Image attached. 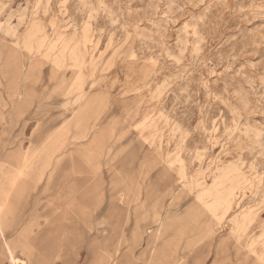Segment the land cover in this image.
Instances as JSON below:
<instances>
[{
    "label": "rangeland",
    "instance_id": "obj_1",
    "mask_svg": "<svg viewBox=\"0 0 264 264\" xmlns=\"http://www.w3.org/2000/svg\"><path fill=\"white\" fill-rule=\"evenodd\" d=\"M177 257L264 264V0H0V264Z\"/></svg>",
    "mask_w": 264,
    "mask_h": 264
},
{
    "label": "crops",
    "instance_id": "obj_2",
    "mask_svg": "<svg viewBox=\"0 0 264 264\" xmlns=\"http://www.w3.org/2000/svg\"><path fill=\"white\" fill-rule=\"evenodd\" d=\"M152 237V236H151ZM141 239H143L142 238V236H141ZM150 236H147V240H146V242H147V246L142 250V253H145L148 249H151L152 248V246L150 245ZM119 253H118V256L116 257L117 258V261L119 260V262L122 260L123 261V259H124V261H127V259H130V257H133V255H134V248L133 249H129L128 248V250L126 249L125 251H123L120 247H119ZM129 252V253H128ZM181 258L182 257H177L176 259H175V264L176 263H178V262H180V260H181Z\"/></svg>",
    "mask_w": 264,
    "mask_h": 264
}]
</instances>
